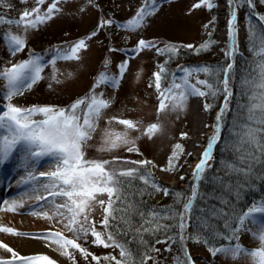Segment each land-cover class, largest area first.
Instances as JSON below:
<instances>
[{
    "label": "rangeland",
    "instance_id": "374dc122",
    "mask_svg": "<svg viewBox=\"0 0 264 264\" xmlns=\"http://www.w3.org/2000/svg\"><path fill=\"white\" fill-rule=\"evenodd\" d=\"M52 3L53 0H46V3L40 6L37 5L36 0H26V2L4 0V4L7 6H0V16L18 20L25 10L31 11L35 7H40L41 12H44ZM212 3L215 6L209 9L202 4V0H155L156 10L147 16L143 26L135 31L126 30L118 25L126 24L133 19L137 11L146 5V0H60L57 4L60 10L54 13L50 20L35 29L25 31L22 26L17 27L14 24L4 23L0 25V70L28 60L30 50L33 52L44 49L51 52L57 49L67 50L82 39L86 41L87 45L86 49L80 50L78 60H57L54 67L49 63L51 60H42L41 62L46 66L41 72V79L30 90L15 96L11 103L24 109L33 106L69 108L73 102L87 97L91 93L97 77L102 72L119 76V66L127 62V69L119 80L118 87L101 85L95 89L97 94L103 93L104 98L110 101V106L104 110L96 132L83 149L85 159L113 162L110 167L117 170L129 168L130 164H135L131 163L132 161H151L152 163L148 165H136L148 167L155 182L168 189L169 193L175 195L177 193L175 191L180 188H190L194 182L192 173L200 162L209 137L214 133L219 113L218 110H214L210 115V110H205L207 99L194 96L196 103L201 105V109L197 111L196 115L193 114L191 96L183 110H169L158 115L159 100L153 73L159 71L160 65H164L169 73L168 81L164 82V86H167V83L171 81V74L182 75L178 71L180 68H209L210 64H214V67L217 68L223 60L228 58L226 53L229 49L228 31L232 9L229 0H212ZM197 4L201 6L195 7ZM259 6L264 9V1H261ZM253 10V4L250 6L246 1L238 0L235 9L236 45L237 54L242 56L237 60L238 62H241L242 58L246 56L244 43L247 27L252 30L260 29L259 33H262L264 38V23H261L259 19L264 17V13L259 14V17L255 16L258 18L255 19L254 16H251ZM102 20H110L112 23L100 27ZM9 32L26 41L24 49L15 55L9 50L4 39V36ZM94 32L96 34L93 36ZM90 36L91 39H89ZM141 40L156 46L137 52L136 49ZM209 41H214L217 45L216 50H207L209 51L207 53L214 56L212 59L202 57L196 52V49ZM189 45L192 47H188ZM165 46L174 47L175 54L168 52L158 54L157 50L165 49ZM239 65L241 66V63ZM208 76L210 78V71L207 74L199 72L191 79V82L195 83L196 79L209 82ZM209 84L213 86V89H218L215 97H220L214 103L209 102L208 105L212 108L220 99L225 102L226 97L223 84L220 83L216 88L213 83ZM221 85L223 88L220 87ZM228 86L232 96L233 89L230 85ZM202 90L206 89L202 88ZM6 93V81L0 79V110H6L8 101L3 99ZM197 116L200 120L199 124L196 122ZM113 117L132 120L138 124L139 131L128 132L129 139L135 140L138 152H128L127 145H122L112 151L99 150L102 147L105 129L117 132L125 131L124 126L116 123L115 120L111 124L107 123ZM34 119L39 120L42 117L36 116ZM153 123L159 124L162 130L150 139L142 133ZM182 134H186V136L182 137ZM176 144L182 145L183 152L176 162L175 169L165 170L169 167V157ZM213 162L214 160L211 159L209 165L211 166ZM54 170L55 165L50 162V158L33 160L27 156L21 146H17L9 159L0 165V182H5L7 187L17 190L14 193L11 190H6L0 195V227H9L17 233L23 234L11 235L0 232V242L7 244L21 256L46 255L56 261V264H96L92 260V256L85 259L75 249H70L74 261L70 260L56 250V245H50L47 239L33 238L44 237L50 232H61L69 239L74 238L73 233L58 223L56 218L46 219L30 214L33 210H49L51 215L50 206L42 209L41 205H44L45 201H37L32 194V188L39 187L41 183L47 181V177L39 175L41 172ZM29 173L36 177V181L29 184L22 183L28 178ZM161 193V197L156 199L155 203L164 202L167 195L163 191ZM39 195L43 196L45 193L41 191ZM186 197L182 202L180 196L175 197L178 203L181 202L178 205L179 213L183 210V203L187 201ZM12 199H17L23 204V207L18 208L15 213L16 216L22 218L21 221L15 220L14 222L13 219L5 218L6 215H11L6 209ZM97 199L107 201L108 197L105 194L98 196ZM92 208L89 219L95 222L97 231L104 232L105 229L101 225L104 219V210L98 204H93ZM246 228H250L251 231L242 230L239 232V241L236 243L238 242L248 251L258 249L260 241L254 237L253 233L258 234L260 231V218L258 217L256 223L248 222ZM184 235L187 239L182 244L179 229L177 240L181 244L180 247L179 244H174L171 241L159 243L156 248L159 251H155L152 256L154 259H150L148 264H177V258L184 261L186 259L185 248L193 264H254L253 258L243 253L235 259L231 253H218L213 256L203 244L188 241V226ZM16 238L44 243L48 250L26 255V251L20 252L10 245L11 240ZM93 239L89 234L87 237H81L77 242L97 257L114 256L121 259L118 248L97 246L93 243ZM166 249L170 250L166 251ZM7 253L6 255L0 254V259H11V253ZM14 264H19V262L16 261Z\"/></svg>",
    "mask_w": 264,
    "mask_h": 264
},
{
    "label": "snow or ice",
    "instance_id": "6c2138e0",
    "mask_svg": "<svg viewBox=\"0 0 264 264\" xmlns=\"http://www.w3.org/2000/svg\"><path fill=\"white\" fill-rule=\"evenodd\" d=\"M22 2H26V0H22ZM59 2L60 0H53V3L44 12H41L40 7H35L31 11L25 10L18 20H11L0 16V25L4 23L9 25L14 24L17 27L22 26L25 31L35 29L40 24L50 20L54 13L60 10L57 7ZM246 2L250 6L252 5V0H246ZM36 3L42 6L46 3V0H36ZM154 4L155 0H146V5L137 11L133 19L126 24L118 25V27L129 31H135L142 27L147 16L153 14L156 10ZM202 4L209 9L215 6L212 0H202ZM229 5L232 10L228 31L229 49L226 55L232 57L237 52L235 9L238 5V0H229ZM0 6H7L4 4V0H0ZM200 6V4L195 5V7ZM259 19L261 23H264V17H260ZM111 23L112 21L110 20H102L100 27L110 25ZM95 34V32L92 33L93 36ZM250 34L255 35L254 33ZM4 39L13 55L22 51L26 46L25 39L11 32L7 33ZM89 39H91V36ZM211 43V41L205 43L201 46L200 50H207L211 46ZM155 46L153 43L141 40L136 51L139 52L141 49ZM86 47V41L82 39L70 46L67 50L57 49L56 55L49 63L54 67L57 60H78L80 58V50L86 49ZM188 47L192 46L189 45ZM157 51L158 54H164L165 52L175 54L176 49L172 46H165V49H158ZM257 55L264 57V38L260 40ZM41 61L42 57L30 55L28 60L12 65L10 68L0 70V79L6 81L7 87V93L3 99L8 101L6 110H0V165H3L9 159L17 146H21L27 153V156L33 160L39 161L44 157L50 158V162L55 165V170L41 172L39 174L48 179L46 182L41 183L39 187L34 186L32 188V194L37 201H45V204L41 205L42 209L50 206L51 215L49 214V210H33L30 214L46 219L56 218L58 223H61L65 229L73 233L74 238L69 239L61 232H50L44 237L33 238L47 239L50 245H56V250L61 255L73 261L74 256L70 249L79 251L85 259L88 256H92V260L96 264H100L101 259L107 261L108 264H113V262L114 264H137L132 252L125 245L119 243L107 229L109 219H116L113 216V212L116 211L113 208V204L116 200L121 199L122 181L120 177H134L139 170H117L110 167L113 162L85 159V152L83 150L87 142L92 139L93 134L96 132L98 122L104 110L110 106V101L104 98L103 93L97 94L95 89L101 85H107L113 88L118 87L119 80L123 77L127 69V62L119 66V76H112L108 72H102L97 77L91 93L87 97L77 100L67 109L51 106H33L24 109L14 106L11 100L15 96L22 95L24 91L30 90L41 79V72L46 66ZM230 69L231 65H228L225 69V78L223 81V91L226 97L224 107L217 116V125L215 126L213 135L209 137L207 147L201 156L200 162L196 165L192 173L194 181L192 192L183 205V211L178 216L180 241L182 244L187 239L184 235L187 227V217L190 216L192 206L199 196V181L204 178V173L211 167L208 162L212 159L215 145L220 140L221 120L228 107L227 99L231 96V90L228 86V72ZM178 71L182 75L176 76L174 73L171 74V81L167 83V86H164V82L168 81L169 73L164 65H160L159 71L153 73L159 100L158 115L169 110H183L188 98L191 96H215L218 91V89H213V86L207 80L196 79L195 83L191 82V79L197 73H209V68H180ZM245 84L250 88L248 93L250 100V104L247 107L248 114L246 119L237 126L233 134L235 139L232 144V150L236 153V160L235 162L227 163L225 166L226 174H234L238 177L249 176L252 162L264 158V61L258 64V79L250 78L245 81ZM202 88L207 89V91L202 90ZM210 107V105L205 104V110H208ZM36 116H40L42 119H34ZM113 120L123 125L125 131L117 132L115 130L105 129L102 147L99 150L112 151L122 145H127L128 152H138V149L135 147V140L129 139L128 137L129 131H139L138 124L132 120L117 119L115 117L107 121V123L111 124ZM161 130L159 124L153 123L143 131L142 135H146L151 139L152 136ZM183 136H186V134H182ZM182 152V145L176 144L172 155L169 157V167L165 170L171 171L175 169L176 162L179 160ZM131 163L148 165L152 162L144 160L132 161ZM139 178L143 180L145 185L155 188L156 191H163L165 195L169 194L168 189L163 188L155 182L151 173L141 175ZM34 181H36V177L29 173L28 178L22 181V183L29 184ZM228 190H236V186L229 185ZM41 191L45 195H39ZM105 194L108 197L107 201L97 199L98 196ZM25 195H28V193H25ZM177 195L183 198L182 194L177 193ZM238 198L239 193L237 191ZM93 204H98L104 210V219L101 222L102 227L105 229L104 232L97 231L95 222L89 219L90 213L93 210ZM20 207H23L22 202L13 200L8 204L6 210L16 212ZM220 214L228 216V213H224L222 209L213 212V215ZM140 215L143 216V213H140ZM258 217L260 218V231L258 234L253 233L254 237L260 241V247L258 249L248 251L237 242L235 246L209 247V251L213 256L218 253H231L234 259L243 253L251 256L254 264H264V201L258 204L254 203L239 213H233L232 219L236 227H231L230 223L226 221L225 227L229 228L230 235L224 238L229 242L232 240L239 241L238 233L242 230L251 231L250 228H246V224L248 222L256 223ZM171 218L175 217L169 214L152 212L149 218L144 221V224L137 229V232L159 231L161 228L166 227L160 224L159 220ZM0 232L11 235H23L9 227H0ZM89 234L94 238L93 243L97 246L118 248L121 259H117L114 256H104L101 258L89 253L87 249L83 248L77 242L81 237H87ZM193 239L196 242H201L199 237H193ZM161 242L163 241H157V243ZM202 242L205 244L208 243L207 240ZM0 249L11 253V259H0V264H14L16 261L19 264H56V261L46 255L21 256L2 242H0ZM151 250L159 251L154 248ZM184 254L186 259L181 261L177 258V264H193L186 248L184 249ZM150 259L154 258L145 253L143 259L139 261V264H147V261Z\"/></svg>",
    "mask_w": 264,
    "mask_h": 264
},
{
    "label": "trees",
    "instance_id": "16d2710c",
    "mask_svg": "<svg viewBox=\"0 0 264 264\" xmlns=\"http://www.w3.org/2000/svg\"><path fill=\"white\" fill-rule=\"evenodd\" d=\"M261 1L264 0H252L254 10L251 12V16H254V18L264 13V9L259 6ZM259 32L260 29L252 30L247 27L244 43L246 56L242 58L241 62L237 60L242 56H239L236 52L234 56H228V58L223 60L217 68L214 67V64H210L211 67L208 65L210 78L208 76L207 79L209 83L214 84L215 88L220 83L223 84L225 69L228 65H231V69L228 72V85L232 87L233 95L227 101L228 107L221 120L220 140L215 145L212 153V161L214 160V162L204 173V178L199 181V196L192 206L190 216H188V241L196 243L193 237H199L201 242L198 243L203 244L207 249L209 247L232 246L235 240L229 242L224 238L230 235L229 228L225 227L226 221L230 223L231 227H236L232 219L233 213H239L255 202L264 200V158L252 162L251 172L247 177L226 174L225 167L227 163L235 162L236 160V153L232 150V144L235 139L233 134L237 126L246 119L248 114L247 107L250 104L248 93L250 88L246 86L245 81L250 78L258 79V64L264 61V57L257 55L260 40L263 38L262 33ZM250 33L255 35L253 36ZM211 42V46L207 50H216V43L214 41ZM200 49L201 47L196 49V52L202 57L214 58V56L207 53L209 51ZM47 50L35 52L30 50L29 58L30 55H38L43 59H52L56 55V51ZM239 63H241V66ZM220 87L223 88L222 85ZM204 97L207 99L206 104H209V102L214 103L220 98L219 96L211 95ZM224 104L225 102L220 99L216 105L209 108L210 115L213 114L214 110H218L220 114ZM63 109H67V107ZM130 167L127 169H138L139 171L134 177H120L122 181L121 199L116 200L113 204V208L116 209L113 212V216L116 219H109L107 231L111 232L119 243L125 245L132 252L134 260L139 264L145 253L151 257L154 256L155 251L151 249L157 248L159 244L157 241H171L174 244H179V247L181 246L179 240H177L179 237L178 216L180 210L178 205L186 196L188 198L191 195L194 182L190 188H180L175 191L182 194L183 198L180 196L181 202L178 203L175 199L177 193L175 195L169 193L164 198L165 203L158 204L155 202L156 199L161 197V191H156L155 188L145 185L143 180L139 178L141 175L150 173L148 167H138L136 164H130ZM229 185L236 186V190L229 191ZM237 191L239 193L238 199ZM221 209L224 213H228V216L223 214L213 215L214 211ZM152 212L169 214L175 218L159 220L160 224L166 226L159 231L137 232V229L144 224V221L149 218ZM140 213H143V216ZM204 240H207L208 243H203L202 241ZM100 264H108V262L101 259Z\"/></svg>",
    "mask_w": 264,
    "mask_h": 264
},
{
    "label": "bare ground",
    "instance_id": "6f19581e",
    "mask_svg": "<svg viewBox=\"0 0 264 264\" xmlns=\"http://www.w3.org/2000/svg\"><path fill=\"white\" fill-rule=\"evenodd\" d=\"M76 84V83H75ZM192 101H193V105H192V112L193 114L196 115L197 111H199V109H201V105H199L198 103H196L197 101L195 100L194 96H192ZM199 117L197 116L196 118V122L199 124L200 123V120L198 119ZM9 188V189H8ZM6 190H11L13 191V193L15 191H17L16 189H13L12 187H7L5 185V182H0V195L3 194L4 191ZM17 201V199H12L11 201H9V204L13 201ZM18 202V201H17ZM8 206V204H7ZM9 213H11V215L13 216H9V215H6L5 218L6 219H13V221L15 222V220H18V221H21V217H18L15 215L16 212H10L8 211ZM10 245L15 248L16 250L22 252V251H26V255H29V254H34V253H38V252H45L47 248L46 244L44 243H41V242H38V241H32V240H27V239H12L11 242H10ZM0 254L2 255H6L8 254L6 252V250L4 249H1L0 250ZM7 257V256H6Z\"/></svg>",
    "mask_w": 264,
    "mask_h": 264
}]
</instances>
